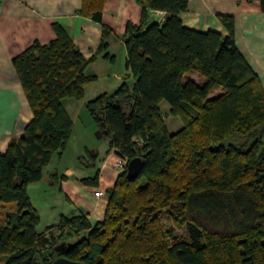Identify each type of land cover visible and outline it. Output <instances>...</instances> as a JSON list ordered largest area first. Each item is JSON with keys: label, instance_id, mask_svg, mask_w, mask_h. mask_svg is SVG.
<instances>
[{"label": "trees", "instance_id": "1", "mask_svg": "<svg viewBox=\"0 0 264 264\" xmlns=\"http://www.w3.org/2000/svg\"><path fill=\"white\" fill-rule=\"evenodd\" d=\"M136 1L141 22L127 23L122 36L133 84L122 82L86 108L117 154L140 157L142 166L136 178L126 169L117 176L94 224L61 215L40 230L27 192L65 145L70 120L60 100L81 96L95 79L84 74L89 61L58 25L52 41L13 59L32 119L0 154V208L14 204L0 220V264H50L59 256L81 264H264V90L235 46L234 19L218 15L226 34L198 31L180 18L188 0ZM247 1L264 12V0ZM101 2L83 0L79 12L100 22ZM148 10L166 16L150 23ZM108 34L102 27L100 50ZM162 101L182 123L173 133ZM54 229L77 239L50 255L65 240L53 241ZM181 229L186 236L176 235Z\"/></svg>", "mask_w": 264, "mask_h": 264}, {"label": "crops", "instance_id": "2", "mask_svg": "<svg viewBox=\"0 0 264 264\" xmlns=\"http://www.w3.org/2000/svg\"><path fill=\"white\" fill-rule=\"evenodd\" d=\"M83 0H0V154L12 139H18L32 119V111L24 94L13 59L34 42L41 45L52 41L55 26L63 28L72 44L89 66L98 71L110 72L117 80L131 86L133 78L125 68L126 49L122 36L127 23L139 25L142 7L136 0H102L101 21L90 14L80 13ZM218 15H231L234 19V42L237 50L258 75L264 90V12L257 1L247 0H188L185 11L180 13L182 23L198 31L208 29L226 34ZM162 11L148 10V21L165 18ZM102 27L109 30L106 49L100 50ZM107 54V56H104ZM92 59V60H91ZM118 64V67H115ZM98 67V68H97ZM109 74V75H110ZM122 75V76H121ZM196 83L203 79L188 74ZM167 130L173 133L181 128L177 117L170 116L169 105H159ZM167 118V120H166ZM86 151L87 148L81 149ZM86 162L83 154L70 165L50 163L44 167L42 178L28 185L39 190L42 212L33 205L44 228L55 224L61 215H84L94 224L103 218L110 189L122 172L117 163L121 157L109 145L97 163ZM92 163V164H91ZM97 176L96 183L84 182ZM95 191L102 196L96 197ZM30 198V197H29Z\"/></svg>", "mask_w": 264, "mask_h": 264}, {"label": "rangeland", "instance_id": "3", "mask_svg": "<svg viewBox=\"0 0 264 264\" xmlns=\"http://www.w3.org/2000/svg\"><path fill=\"white\" fill-rule=\"evenodd\" d=\"M115 67H118V64ZM84 74L86 76H95V79L84 86L82 95L79 97L63 96L60 100L62 108L70 120V126L61 153L53 156L54 163L68 166L73 161H76L75 163L77 161L80 162V159L77 158L78 154H83L85 161L88 163L91 162L90 156H92V153H95L96 155L92 158V163L97 164L103 158L109 145L110 140L108 135L101 133L98 123L93 120L86 108V104L98 95L112 94L122 82H125V79L124 81L117 80L110 72H103L100 68L97 71L93 66L84 69ZM219 91V89L214 90V94H218ZM84 147L87 150H83V153H80ZM30 187L32 186L28 188ZM29 193L30 201H32L39 212H42L43 205L41 204L39 190L32 188ZM12 211H14V204L4 205L0 208V220L2 221L3 216ZM43 224L44 222L39 224L38 228L40 230L44 229ZM52 232L54 236L53 241L65 239V242H74L77 239L74 236L68 240L66 234L60 233L55 229ZM176 235L183 237L187 235V232L185 229L176 230Z\"/></svg>", "mask_w": 264, "mask_h": 264}, {"label": "water", "instance_id": "4", "mask_svg": "<svg viewBox=\"0 0 264 264\" xmlns=\"http://www.w3.org/2000/svg\"><path fill=\"white\" fill-rule=\"evenodd\" d=\"M153 22H155L154 19L150 21V23H153ZM92 155H94V153H92ZM141 166H142V159L140 157H135V158L130 159L126 164V176L132 179L136 178L140 173ZM72 245H73L72 242L62 241L53 248L50 255H54L56 253L66 251ZM50 264H81V263L78 261H73L65 257L59 256V257L54 258Z\"/></svg>", "mask_w": 264, "mask_h": 264}, {"label": "built area", "instance_id": "5", "mask_svg": "<svg viewBox=\"0 0 264 264\" xmlns=\"http://www.w3.org/2000/svg\"><path fill=\"white\" fill-rule=\"evenodd\" d=\"M163 19H164V18H160V19H156L155 21H162ZM126 164H127V160L121 158V160L117 163V167H118L121 171H123V170L126 169ZM94 195H95L96 197H99V196H102L103 193H102L101 191H95V192H94Z\"/></svg>", "mask_w": 264, "mask_h": 264}]
</instances>
